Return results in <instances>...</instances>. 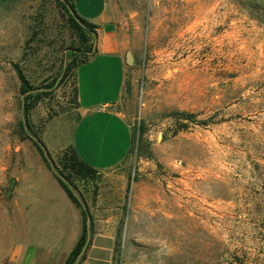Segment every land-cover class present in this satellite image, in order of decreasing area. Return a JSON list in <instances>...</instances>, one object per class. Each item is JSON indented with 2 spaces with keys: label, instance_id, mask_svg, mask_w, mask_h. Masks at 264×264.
I'll use <instances>...</instances> for the list:
<instances>
[{
  "label": "rangeland",
  "instance_id": "374dc122",
  "mask_svg": "<svg viewBox=\"0 0 264 264\" xmlns=\"http://www.w3.org/2000/svg\"><path fill=\"white\" fill-rule=\"evenodd\" d=\"M100 1L73 0L95 24ZM104 1L132 57L125 120L103 104L122 82L105 39L74 67L76 101L70 77L58 81L27 111L25 137L12 63L45 83L71 36L54 0H0V228L18 182L50 189L30 136L47 157L69 146L98 169L122 160L95 172L93 191L77 184L110 215L117 264H264V23L239 0Z\"/></svg>",
  "mask_w": 264,
  "mask_h": 264
},
{
  "label": "crops",
  "instance_id": "0c3cea01",
  "mask_svg": "<svg viewBox=\"0 0 264 264\" xmlns=\"http://www.w3.org/2000/svg\"><path fill=\"white\" fill-rule=\"evenodd\" d=\"M97 12L101 19L96 22L94 51L96 47L103 48L105 39H109L113 49L111 52L116 55L122 72L121 86L115 98L103 104L109 107L111 115L124 119L117 101L127 65L124 61L126 49L116 35L114 22L104 0L100 1ZM92 15L85 14L84 17L90 21ZM121 161L106 168L92 167L96 171L105 172L114 169ZM52 177H46L50 189L34 185L26 179V194L19 192L18 182L4 203L10 207L11 224L0 228V264H63L80 233L81 214L79 207ZM81 194L90 215V227L81 257L75 264H117L116 238L113 227L109 225L110 215L97 211L96 203L90 196L82 191Z\"/></svg>",
  "mask_w": 264,
  "mask_h": 264
},
{
  "label": "trees",
  "instance_id": "16d2710c",
  "mask_svg": "<svg viewBox=\"0 0 264 264\" xmlns=\"http://www.w3.org/2000/svg\"><path fill=\"white\" fill-rule=\"evenodd\" d=\"M3 1V0H2ZM58 6L63 17L64 24L71 36L69 45L63 47L64 57H69L65 63H60L57 72L45 83L32 85L24 77L20 68L16 63H12L16 78L17 90L21 95L20 98V112L21 118L18 121L19 131L23 136H28L27 131L30 127L26 122V113L30 110L35 101L49 93L58 81H62L66 77L71 79V95L70 99L76 101L75 86L73 81L74 67L84 61L94 51L93 39L96 34V24L88 21L86 18L80 16L74 8L72 0H54ZM240 6L247 10L249 16L254 17L258 22L264 23V0H239ZM184 114L183 118H191L188 113ZM30 141L35 146L39 153V157L45 166L51 171L52 175L62 187L68 198L79 207L81 214V230L74 243L65 257L63 264H75L81 257L83 246L86 242L90 227V215L84 203L81 189L78 183L91 184V190H94L96 184V170L77 158L73 150L68 146L61 150L55 157H47L45 150H42L34 139L29 136ZM49 159V160H48ZM64 178L66 182L62 180ZM87 218V220H86Z\"/></svg>",
  "mask_w": 264,
  "mask_h": 264
},
{
  "label": "water",
  "instance_id": "95a60500",
  "mask_svg": "<svg viewBox=\"0 0 264 264\" xmlns=\"http://www.w3.org/2000/svg\"><path fill=\"white\" fill-rule=\"evenodd\" d=\"M124 61H125L126 64H131V62H132V57H131V55H130V53H129L128 51L125 52V55H124ZM32 139H34V140L36 141V143L39 145V147H40L42 150H44V146H43L38 140H36L34 137H32ZM48 160H49V159H48ZM62 180H63L64 182H66V180H65L64 178H62ZM66 184L68 185L67 182H66ZM86 220H87V218H86Z\"/></svg>",
  "mask_w": 264,
  "mask_h": 264
}]
</instances>
